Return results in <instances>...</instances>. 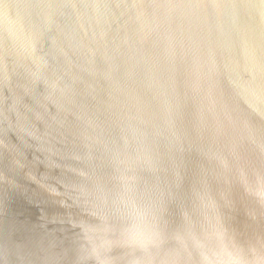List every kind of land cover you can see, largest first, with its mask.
<instances>
[{"label": "water", "instance_id": "1", "mask_svg": "<svg viewBox=\"0 0 264 264\" xmlns=\"http://www.w3.org/2000/svg\"><path fill=\"white\" fill-rule=\"evenodd\" d=\"M241 258L264 264V0H0V264Z\"/></svg>", "mask_w": 264, "mask_h": 264}, {"label": "clouds", "instance_id": "2", "mask_svg": "<svg viewBox=\"0 0 264 264\" xmlns=\"http://www.w3.org/2000/svg\"><path fill=\"white\" fill-rule=\"evenodd\" d=\"M156 239H158V237L156 236V234L154 233H148L145 238L140 241L139 243L141 244V246H147L149 244H154L156 242ZM235 264H245V262L243 261V259H239L237 261H235Z\"/></svg>", "mask_w": 264, "mask_h": 264}]
</instances>
